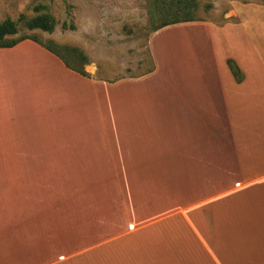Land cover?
<instances>
[{
    "label": "crops",
    "instance_id": "1",
    "mask_svg": "<svg viewBox=\"0 0 264 264\" xmlns=\"http://www.w3.org/2000/svg\"><path fill=\"white\" fill-rule=\"evenodd\" d=\"M147 50L106 81L0 48V264H264V5Z\"/></svg>",
    "mask_w": 264,
    "mask_h": 264
},
{
    "label": "rangeland",
    "instance_id": "2",
    "mask_svg": "<svg viewBox=\"0 0 264 264\" xmlns=\"http://www.w3.org/2000/svg\"><path fill=\"white\" fill-rule=\"evenodd\" d=\"M195 1L193 17L211 21L222 19L234 2L264 5V0ZM37 6L42 8L35 10ZM39 14L54 20L51 33L26 28L25 21ZM167 18L153 11L151 0H0V22L8 19L17 25L8 41L33 37L72 68L106 81L151 70L147 38Z\"/></svg>",
    "mask_w": 264,
    "mask_h": 264
},
{
    "label": "trees",
    "instance_id": "3",
    "mask_svg": "<svg viewBox=\"0 0 264 264\" xmlns=\"http://www.w3.org/2000/svg\"><path fill=\"white\" fill-rule=\"evenodd\" d=\"M151 2H152L153 11H157V12L160 11L161 13L167 14L168 18L167 20L163 21L159 26L152 29L150 32H153L159 28L168 25L184 23V22H192L197 20L193 17V12L196 8L195 0H151ZM41 8L42 7L37 6L35 7V10H39ZM25 26L29 30L38 29L43 32L51 33L54 29L55 22L49 15L39 14L26 20ZM16 33H17L16 22H13L8 19L4 20L3 22H0V48L11 47L24 39H30L36 43H39L33 37H22L19 40H11V41L7 40L8 36L14 35ZM39 44L42 45L41 43ZM42 46H44L52 54L56 55L67 68L78 72L82 76H86L82 71L72 68L66 62V60L58 53H56L52 48L45 45ZM227 66L234 79L237 82H240L242 80V74L235 65V63L232 60L228 59Z\"/></svg>",
    "mask_w": 264,
    "mask_h": 264
}]
</instances>
